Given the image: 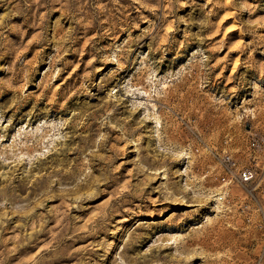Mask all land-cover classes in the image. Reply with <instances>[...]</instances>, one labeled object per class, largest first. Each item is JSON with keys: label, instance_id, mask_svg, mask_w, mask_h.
I'll list each match as a JSON object with an SVG mask.
<instances>
[{"label": "rangeland", "instance_id": "rangeland-1", "mask_svg": "<svg viewBox=\"0 0 264 264\" xmlns=\"http://www.w3.org/2000/svg\"><path fill=\"white\" fill-rule=\"evenodd\" d=\"M0 264H264V0H0Z\"/></svg>", "mask_w": 264, "mask_h": 264}, {"label": "built area", "instance_id": "built-area-1", "mask_svg": "<svg viewBox=\"0 0 264 264\" xmlns=\"http://www.w3.org/2000/svg\"><path fill=\"white\" fill-rule=\"evenodd\" d=\"M254 176H255V172L250 168H247V169H244L240 172H237V178L243 184L251 182L252 179L254 178ZM226 180H227V177H223V181H226ZM231 181H232V179L229 178V180H227V184L231 183ZM227 186L228 185H224V186L220 187L222 194H224L223 198L225 196H227V194H228Z\"/></svg>", "mask_w": 264, "mask_h": 264}, {"label": "bare ground", "instance_id": "bare-ground-1", "mask_svg": "<svg viewBox=\"0 0 264 264\" xmlns=\"http://www.w3.org/2000/svg\"><path fill=\"white\" fill-rule=\"evenodd\" d=\"M157 122H159V119H157ZM186 157H189V155H187ZM196 193V192H195Z\"/></svg>", "mask_w": 264, "mask_h": 264}]
</instances>
